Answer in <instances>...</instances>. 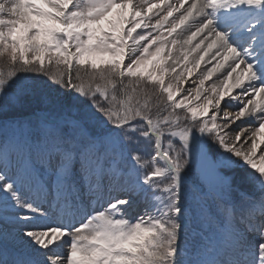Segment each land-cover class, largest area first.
<instances>
[{
    "label": "snow or ice",
    "instance_id": "1",
    "mask_svg": "<svg viewBox=\"0 0 264 264\" xmlns=\"http://www.w3.org/2000/svg\"><path fill=\"white\" fill-rule=\"evenodd\" d=\"M0 264H264V0H0Z\"/></svg>",
    "mask_w": 264,
    "mask_h": 264
},
{
    "label": "trees",
    "instance_id": "2",
    "mask_svg": "<svg viewBox=\"0 0 264 264\" xmlns=\"http://www.w3.org/2000/svg\"><path fill=\"white\" fill-rule=\"evenodd\" d=\"M20 75L24 78V82H29L28 79H30V81H32L30 83H37L38 81H42L46 79L43 76H37L36 74H32V73H21Z\"/></svg>",
    "mask_w": 264,
    "mask_h": 264
},
{
    "label": "rangeland",
    "instance_id": "3",
    "mask_svg": "<svg viewBox=\"0 0 264 264\" xmlns=\"http://www.w3.org/2000/svg\"><path fill=\"white\" fill-rule=\"evenodd\" d=\"M173 2H175V0H173ZM187 6V5H186ZM175 15H178V13L177 14H175ZM26 79H28V78H26ZM193 79H195V77H193ZM28 81L29 82H27V83H30V82H32V81H30V79H28ZM189 83H190V81H189Z\"/></svg>",
    "mask_w": 264,
    "mask_h": 264
}]
</instances>
